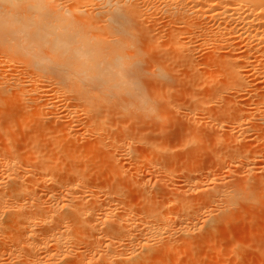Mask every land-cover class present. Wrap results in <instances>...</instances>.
I'll list each match as a JSON object with an SVG mask.
<instances>
[{"label":"bare ground","instance_id":"bare-ground-1","mask_svg":"<svg viewBox=\"0 0 264 264\" xmlns=\"http://www.w3.org/2000/svg\"><path fill=\"white\" fill-rule=\"evenodd\" d=\"M207 44L211 45V49L207 47L210 52L206 54L205 51V54H203V46ZM201 67L206 68L203 69ZM199 68L203 71H199ZM256 68H260L264 72V0H0V114H5L4 117L1 115L0 122H3L4 126H6L5 129L2 128L3 130L1 129L0 131V264H167L170 261L171 264H187L188 262L186 263L185 261L187 255L185 254L187 250H190L192 238L194 240L199 239L193 236L201 237L202 231L207 230L208 232V229L211 230L212 222L215 219L219 222L224 220L217 218L221 213L218 211V207L212 204L214 202L211 200L214 199H211V197V200L204 198L206 197V191L204 192L205 196L202 195V198L205 199L204 201L207 200L209 202L210 200L212 202L210 205L217 207V217H214L216 213L214 212V207L213 212L210 210L214 216L208 211L214 217V220L212 216H207V208L203 206L206 203L208 206L209 203H204L201 196L198 195L199 198L196 196L198 191L202 192L205 190L206 186L203 189H201L202 187L199 188V185L201 186L204 181L194 188L188 185L189 188L192 187L195 190L198 188V191L196 190L193 196H196L197 199L201 198L204 203L202 205L203 209H200L201 207L198 208L199 206L197 207L202 202L198 200V204H196L197 201H192V196L189 194L191 197L190 201L187 199L189 198L188 195H184L187 196V198L184 197L187 201H183L184 199L181 197L184 192L179 199L182 202H187L185 203L186 205H183L181 200L177 201L176 197L178 198L186 184L182 188L175 186V188H178L176 192L178 193L179 191L178 196L175 195V198L164 201L165 196H161V193L162 195L166 193H164L165 184L168 182L162 183L163 187L157 185V189L155 183L158 184L156 182L158 179L153 183L155 189L144 185H142V188L147 187L149 192L151 189L155 190V192H150L151 194L153 193L152 195L156 194V190H161V193L158 192L160 197L157 196L158 194L151 196L146 190L151 200H147L148 197L145 198L144 202L140 203L142 204L141 206L138 204L140 201L136 202L139 205V209H136V206L132 204L133 201L131 204L135 206L134 208L130 207V202V206L126 201L123 205H117V202L114 203L116 196L123 194V189H119V186L106 188L107 190H103L100 186V188L93 187V181L102 174L100 169H96V163H93L94 160L91 161L89 158H93L96 154L93 153L91 156L92 152L100 149L104 156L97 163L101 161V165L103 164L101 167L103 168L104 166L110 167L111 165L104 164L111 163L113 165V173L118 174V177L123 173V179L121 177L117 179L119 183L120 180L123 182L127 178L124 176V171L128 167L124 166V163H126L124 159L126 158L128 161L136 158L133 166L135 169L130 168L128 170L132 169V172H134L133 170H137V172L144 170L146 166L149 167L150 156L151 158L154 156V159L152 158L153 161H159V159L164 158L167 163H170L171 160L176 158L177 147L180 151L183 149L181 148L182 146L188 145L191 147V141L200 140V138L202 140L203 138L200 135L201 137H198V139L191 140L193 132L190 131L191 128L187 127L186 123H189L196 131L199 124L203 122V116L209 114L208 110H206L208 109V102L222 101L220 104V109H222L225 103L222 98L224 94L228 93L226 92L227 90H235L238 93L241 90L239 88L243 86L247 90H254L256 85L258 86L260 83L254 77L259 74L257 79L260 80L262 76L260 69H258L260 71L256 70L259 73L253 72ZM252 73H255V75L252 76ZM263 79L260 80V84H262ZM154 85H159L160 88L152 90V88L155 89ZM183 85L189 86L191 91L194 89L203 91L205 93V95L201 94L203 97L207 93V97L203 98L199 104H193L194 102L189 97L192 103H190V106H186L189 108L185 113H182V108L180 107L185 97L182 99L183 101L181 100V104L178 102L180 100L176 103L175 100L172 101L178 92L179 94L183 93L180 92L184 90ZM150 86L152 87L151 89H149ZM179 86H181L182 90L177 92ZM222 87L225 91L222 90ZM211 88L213 91L210 96L209 89L211 90ZM245 88H242V90H245ZM261 89L264 88L261 87ZM236 93L235 95H237ZM252 94L246 95L249 96L248 100L253 102H255L257 97L256 105H254V108H250L251 110L244 111L248 113V117L251 116L252 120L254 118L252 123L257 120L254 124L259 127L253 131L263 134L262 130L264 128H261V130L260 126L264 125V95L261 96L259 94L255 97L254 93ZM240 95L241 92L237 96L238 99L234 96L233 98L239 101L241 99ZM228 96L231 98L230 95ZM252 96L255 97H253L254 100L253 98L252 100L250 99ZM233 98L231 99L233 100ZM244 101L243 103L245 104L246 102ZM183 105H186L185 101ZM230 105L228 102L229 108L227 106V111L233 110L234 105L233 107ZM177 106L181 109H177ZM175 107L176 110L181 111L183 117H186L185 120L187 121L186 123L184 122L186 126L182 127L187 128L186 132H188L187 136L189 137L186 138L185 136L184 138V136H179L178 134V137L182 139L178 143L175 142L177 145L174 146L176 147H172L170 138L177 131L174 133L175 126L172 130L167 125L170 122L168 120L169 116L167 118V109L171 108L170 110L173 112ZM235 107L237 108V106ZM58 108H60L59 111L56 110ZM176 110L174 111L176 112L175 115L180 113V111ZM204 110L208 113L204 112ZM228 113L230 112L226 114ZM241 114L243 115L244 113L241 112ZM23 115H25L24 119ZM200 115L203 116L200 117ZM209 115L210 119L211 116ZM223 115L221 116L220 114L222 120L224 117L226 118V115ZM233 115L238 118L240 113ZM220 116V121L214 120L213 118L215 117H213L211 118V120L213 119L212 122L216 121L215 123L221 124ZM246 116L245 118H247ZM20 117L22 118L19 119ZM208 117L206 118L205 116L206 119L204 118V121L208 120ZM239 117L240 121L244 119L241 116ZM31 118L33 121L29 124H32V126L24 122L27 121L28 123ZM179 118L181 117L177 119ZM235 118L232 121V128L228 127V133L224 128L227 134L224 136L214 134L215 140L213 143L209 142L217 148L223 146L224 150L222 148L218 150L226 151L224 154L222 152L226 159H230L231 151L233 152L234 149H237L238 153H244L241 156H239L241 154L239 153V162L242 164V168L243 165L251 167V164L256 163L258 158L250 157L251 154L247 157L248 155L245 154L249 150L251 152L253 147L248 146V144L245 147L243 144L244 142L242 141L247 140L246 137L248 136H245L244 139L238 127H246V123L243 126L242 121L240 126L238 124L235 125ZM251 118H247L246 122L249 121L247 129L240 127L243 131L244 129L254 128V125L250 126L252 124L250 122ZM177 119L175 118L176 122ZM21 120H24L23 122L28 125V127L25 125L27 129L32 127L31 130L33 129L32 131L35 133L39 130V127L43 128L37 133L40 134L42 131V135L40 134L42 137L44 135L46 137L51 136L47 140V142L51 140V144L46 143L49 146L45 145L46 147H43L45 144V141H43V146L39 145L42 141L40 142L39 140L38 143L35 140L37 139L36 135L39 136L36 133V138L32 135L35 139L32 142L31 140L28 142L30 144H27V148H18L15 145L16 143L14 142V144L11 141L16 137L15 134L13 135L12 130L18 127V123L24 127ZM211 120H209L210 127L216 128V124L212 126ZM228 121L226 123H229ZM172 122L173 125L174 123L176 125L179 123L174 122V120ZM169 124L171 125V123ZM7 125L9 126L7 127ZM26 127H24V130H26ZM51 127L54 128L52 130L55 131L54 133L51 131ZM204 127L205 129L210 128L208 125ZM204 127L202 129L205 131ZM35 128L36 130H34ZM222 128L223 126L220 130ZM234 128L236 129L235 131ZM46 130L47 132L51 131L50 133L53 134L47 136ZM220 130H217V133ZM246 130L245 134H243L249 135V133L246 134L248 132ZM195 131L194 134L198 133H195ZM221 132L223 131H220V134ZM234 132L236 135H234ZM208 133L204 134L209 136ZM257 133L255 132L254 135ZM189 134L192 135L190 136ZM259 134H257V137H259ZM196 135L199 136V134ZM238 137L242 139V141L240 139L242 143H240ZM19 138L17 137L15 140L20 142ZM60 138L64 139L60 141ZM205 139L203 142L206 141ZM80 140H83L88 146L87 142L91 143L90 149L88 148L90 154L87 152L91 157L86 156V152L85 155L83 154L85 148L82 151L83 153L80 152V148L86 146L82 147V141L80 142ZM18 142L17 144H19ZM190 142L191 146L189 145ZM263 143L264 141H262ZM207 145L209 146V144ZM23 146L25 145L23 144ZM79 146L81 147L78 148ZM197 146L200 147L199 143ZM171 147L176 148L174 153L172 151L169 152ZM20 149L23 150L20 151ZM135 149L139 150L138 153L135 152ZM179 151L178 153H181L182 150ZM158 152H163L164 155L156 158L155 155L157 156ZM193 152L195 153V151ZM98 153L100 154V152ZM188 154L186 156H190L189 151ZM256 154L253 155L252 153V156H256ZM191 156L194 155L191 154ZM197 158H193L196 159V162L192 164L189 160L191 158L188 157V162L191 165H183L185 168H180L181 170L179 169L180 171H178V174L180 172V174H185H183L184 177L187 176L188 180L186 179L187 181H185L187 184L190 181L189 179L195 178L196 174L194 175V171H197L198 164L204 160L201 159L200 161ZM133 160L131 161L132 164ZM164 160L159 162L163 164L165 163ZM128 161L127 163H129ZM158 161L157 164L154 161V164L158 165ZM185 161L183 163L187 164V161ZM206 162H208V158ZM231 163L233 164L234 161ZM259 163L261 162L259 161ZM259 166H253L254 168L247 167V169L243 170L252 172L251 169L255 170L257 168L258 171L256 169L255 174L256 172L257 174H262L261 181H258L261 182L260 185L262 184L263 186H261L264 188V165ZM169 167L163 168H166L168 172V170L171 171ZM157 168L159 167L154 169L156 170ZM162 171L158 173L161 175L162 173H167L164 169ZM173 171L176 173L175 170ZM173 171H171V174L170 172L165 174V176L169 174L173 176ZM151 172L154 173L155 171ZM201 173L203 175V172ZM250 174L249 177L247 176L248 174L246 177L243 174L245 179L248 178L246 180L242 178L243 180L240 182L244 180L249 182L254 177L252 173ZM110 176L111 174L109 179L114 178H110ZM209 177L207 178L208 180H210ZM100 178L102 179V177ZM137 178L135 177V179ZM107 179H105L106 183ZM238 179H235V182ZM253 179V182H255L259 177L257 179L254 177ZM159 180L161 179L159 178ZM96 181L99 180L97 179ZM133 181L135 182V180ZM214 181L212 180L211 182ZM105 182L104 184H106ZM139 182L137 181V186L140 189L141 184ZM195 182L194 184L197 183ZM246 182L242 183L243 186L244 183L248 186ZM253 182H249V186ZM255 183L258 184L257 181ZM194 184L192 185L194 186ZM235 184H232L233 187H230L231 189H226V186H224L226 189L224 191L222 190L223 187L221 189V186L217 187V184L216 187L220 189L214 186L215 190H213L210 187V190L216 191L217 189L218 191L212 192V194H220L219 199L223 202V209H227L224 211L226 214L229 209L231 211L229 207H237V204L234 205L237 200L246 198L249 201H253V199H256V196L254 197L257 193L256 191L254 193L253 189L248 190L246 186H244L245 188L241 187V183V186L237 184L234 186ZM228 185L227 187H229ZM134 186L136 187V185ZM259 186L255 184L254 187L259 188ZM126 187L125 190L130 189L132 192V186L129 189ZM166 187L171 189L169 186ZM237 187H241L239 190L242 188L247 189L245 195L244 191L242 192L243 194L237 192L235 190L238 189ZM168 188L166 191L169 190ZM210 190L207 189L208 195L211 193ZM101 191L107 192L103 194ZM142 191L144 192L145 189ZM189 191L192 194L191 190ZM99 192L105 196H101L102 198L100 197L99 199ZM185 192L187 193L188 191ZM200 192L198 193L200 194ZM240 194L243 195V198L242 196L240 197ZM169 196L171 197L172 193ZM139 199L143 201V197ZM215 199L217 200V197ZM241 201H237V203L241 204ZM123 202L124 198L121 203ZM215 203L218 204L217 202ZM179 206L183 212L179 209L176 210ZM182 206L190 210V213H187ZM240 208L238 209L242 212ZM242 208L244 209V206ZM197 209H205L206 214L203 213L204 211H200L203 213L202 216L205 217H201L203 218L202 220L198 219L199 221L201 220L199 225L194 223L195 221L196 223L198 222L194 220L195 218L197 219L195 214L200 215ZM177 211L182 212V215L185 211L186 214H184L187 216H185L184 222L187 221V225H179L180 220L183 218H179L178 224L176 219L178 217V215L176 216ZM234 211L236 212L237 208ZM178 214L181 213L178 212ZM182 215L180 216L184 217ZM215 221L216 226L218 222L216 221V223ZM184 222L181 221V223ZM175 223L179 226H174L177 225ZM194 229L200 231L199 235H196L198 231H196L197 233L195 232L196 234L193 233ZM176 232H179V234L180 232L183 233L185 237L182 234V238L187 236L188 238L183 240L188 239V242L183 241L181 243H185L184 245L175 246L179 244L175 242L176 244L174 245V241H179L177 239L179 234ZM175 234L178 236H175ZM203 235L202 239L204 238L203 240H205ZM181 239L180 241H182ZM201 254L203 255L204 253ZM199 256L197 255V258ZM193 257L195 260L197 259L194 255H192ZM214 260L216 262V259ZM190 262L195 264L192 260ZM190 262L189 264H191ZM196 263L198 262L196 261Z\"/></svg>","mask_w":264,"mask_h":264},{"label":"rangeland","instance_id":"rangeland-1","mask_svg":"<svg viewBox=\"0 0 264 264\" xmlns=\"http://www.w3.org/2000/svg\"><path fill=\"white\" fill-rule=\"evenodd\" d=\"M164 33H165V32H164ZM210 46H211V45H210ZM210 46H209L208 44H207V45H204V46H203L202 53H203V54H205V53H206V54L209 53L210 51H208V49H211ZM207 47H208V49H207ZM204 48H206V49H204ZM205 51H206V52H205ZM204 52H205V53H204ZM201 68H203V67H201ZM201 68H199V71H203ZM205 68H206V67H204L203 69H205ZM258 69H260V68H258ZM258 69H257V68L254 69L253 72H257V73H259L258 71H260L261 69H260V70H258ZM256 70H258V71H256ZM262 71H263V70L260 71V74L262 73V76L260 75V76H261V79H260V80H262V79L264 78V77H263V73H264V72H262ZM182 74H183V73H182ZM254 75H255V73H252V76H254ZM258 76H259V74H258ZM258 76H257V74H256V77H254V78H255L256 80H258V81L261 83V81H260L259 79H257ZM259 78H260V77H259ZM221 81H223V80H221ZM219 82H220V81H219ZM259 82H258V83H259ZM263 82H264V79H263ZM263 82H262V84L259 83L258 86L256 85V87H255V89H254L255 91L252 90L253 92H252L251 90H247V89L245 88V86L240 87L239 90H240V89H241V90H240L238 93H236L237 91H235V90H230V91L227 90L226 92H228V93L224 92V93H226V94H224V93H223V94H224V95H227V96H224V95H223V98H222V99L224 100V102H225V103L223 102V103H224L223 106H224V107L226 106L225 108L222 106V109H223V110L220 109V108H221L220 104H221L222 101H221V102H220V101H217V102H213V101L208 102V104H207L208 109H206V110H208L209 114H210V113H211V114H210V115H209V114H207V115H204V114H203L204 116H203V115H200V117L203 116V117L205 118V116H206V118H207L208 115L211 116V117H210V119H209V117H208V120H206V121H204L206 118H205V119L202 118V121H203L204 123L202 122L201 124H199V127H198L199 129L197 128L199 131L196 129L197 126L195 127V129H196V131H195V130L193 129L194 127L192 128V127L190 126L189 123H186V121H187V120H185L186 117H185V116L183 117V116H182V115H183L182 113H185V112H186V110L189 108V107H186V106H190V103L194 102L193 104H199L203 98H206V97H207V93H206V96L203 97V95L201 96V94H204V95H205V93H204L203 91H201V90H198V91H199V92H198L197 90H195V89L193 90V89H192L193 91H191L189 86H188V87H189V89H188V87H186V86L183 85V89H184V90H183V91H180V90H182V88H180L181 86H179L177 92L180 91V92H183V93H180V94H181V95H180L179 92H178L177 95H176L175 97H173V100H172V101L175 100V103H176L178 100H180V101H178V102L180 103L181 100L185 97V98H184V101H185V104H186V105H185V106L183 105V104H184V101L182 100V101H183L182 104L180 103V104H181L180 107H181L182 109H181L180 107L178 108V106H177V109H181V110H182V113H181L180 110H176V107H175V110L178 111V112L180 111V113H181V114H180V113H177L178 117H181V118L183 117V118H182L183 120H182L181 118L177 119L178 117H177V115H175V114H176V112H174L175 110H173V112H172V110H170L171 108H170V109H167V112H168L167 118H168V116H169L168 120L170 121L169 123H171V125H170L169 123H167V125H168V127L171 128L172 130H173L174 126H175V128H174L175 130H173V131H174V133H176V131H177V133H176L172 138H170V141H172V144H171V145H172V147H173L174 145H177L175 142L178 143L179 140L182 139V138L178 137V134H179V136H180V135H181V136H184V138H185V136H186V138L189 137V136H187V135H188V132H186V131H187V128H186V127H184V128L182 127V126L185 125V123H186L187 127L191 128L190 131L193 132V135H192V134H189L190 136H191V135L193 136V137H191L190 139H191V140H194V139H196V138L198 139V137H201V136H202V137H203L202 140H201V138H200L201 142H200L199 139L196 140L197 142H196V141H191V142H192V146H194V145H195V146L192 147V146H191V142H190L189 145H190L191 147H189L188 145H185V146H188V147L182 146L181 148H183V149H181L182 151L180 150L181 153H178V151H179V150H178V149H179L178 147H177V151H176V148H172V147H171V150H170L169 152L172 151V152L174 153V152L176 151V158H174V160H171L170 163H167V162H166L167 160L165 159V160H166V161H165L164 158L161 159V160L159 159V161H162V162H163V160L165 161V163H163L164 165H163L161 162H159L158 160H154V161H156V162H155L156 164H157V161H158V165H161V166H158V165L154 164V161L152 160V158H153L154 156H152V158H151V156H150V160L153 161V162L150 161V162H149L150 165L148 164L149 167H147V166L145 167V169H146L147 171H146L145 169H144V170H139L140 172H139V171L137 172V170H136V171L133 170L134 172H132V169H131L130 171H128L130 168H134V169H135V167H133V166H134V164H135L134 161H135L136 158H135V159L133 158L134 160L132 159V160H133V164L131 163L132 160L128 161L127 158L124 159V160L126 161V163H127V161L129 162V163H127V165H126V163H124V166H126V167L128 166L127 169H126V167H124V168L127 170V172H126V170L124 169V170H125V171H124V176H125V178L127 177V178H126L127 180H126V179H125V180L128 181V182H126L125 180L122 182V180H120V183L118 182L119 180H117V179H120V177H121V179H123V178H122V177H123V173H122V175H121L120 177H118V174L113 173L114 170H113V165H112L111 163L104 164V165H111L110 167H107V166H104V168L101 167V166L103 165V164L101 165L102 162L100 161L99 163H97V161L102 160V158H103L104 155H103V153H102V151H101L100 149H99L100 151L95 149L96 151L92 152V153H91V156L93 155V153H94V154L96 153V154L94 155L93 158H89V159H90L91 161L94 160L93 163H94V164L96 163V164H95V166L97 167L96 169H98V170L100 169V170H101L100 173H101L102 175H105V174H106V175H105V176L99 175V177L97 178L99 181H96L97 179L94 180L93 183H92V184H93V187L96 186V187L98 188V187L100 186V187L103 188V190H107L108 188H111V187L114 188V187H116V186H117V187L119 186V187H118L119 189H120V188L123 189V192H122L123 194H121V195H117V196H116V201H115L114 203L117 202V205H121V204L123 205V204L126 203V202H127V204H129V202H130V204H131V202L133 201L132 204H134L136 207H135L134 205H132V204H131V206H130V204H129V206H130L131 208H134V207H135L136 209H139L138 206H139V205H140V206L142 205V204H140V203H141V202L143 203L145 198L148 197L147 200H151V199L149 198L150 195H148V194H149L151 191H153V189H151V191L149 192V190L147 189L148 186H149L150 188H154V189H155V185H156V187H157V189H158V186H159V185H160L161 187H163L164 185L162 186L161 184H162V183L165 184L166 182H168L167 184H165V190H164V193H165V192H166V193H165V194L163 193L164 195H162V193H161L162 191H161V190H156V194H158V192L161 193V196H165V198L163 197V198H164V201H167V199L169 200V199L175 198L174 196L177 195V194H179V191H178V193L176 192V190H178V188H175V186H176V187H181V188H182V187L186 184L187 187L184 186V188H183L184 191L182 190V192H180L181 194H180L179 196L177 195V196H178V198L176 197L177 201H180V200H181V199H179V198L182 196V194H183V192H184L183 196L181 197V198L184 199L183 201H187V200L184 198V197L187 198V196H184V195H188V194H189V195L192 196V199H191V200H192V201H195V202L197 201L196 204H198V200H199L200 202H202L201 198H202L203 196H205V194H206V197H204V198H206V199H210V197H211V199H214V200H211V199H210V200H211L212 202H214V203H212L210 200H209V202H208L207 200L204 201L205 199L202 198L203 201H204V203L208 202L209 205L207 206V203H206L205 205H203L204 203L202 202V203H200L201 205L198 204L197 207L199 206L198 208L201 207L200 209H203V206H205V208H207V209H206V211H207V212H206V213H207V216H210V217L212 216L211 214H213V213L210 212V210H211L212 212L215 210L214 212H216V211H217L216 208L218 207V211H219L222 215L218 212V213L221 215V216H220V215H218L217 212H216V213H215V216H214V214H213V216H214V217H217V215H218L219 217H217V218H219V220H220L221 218L224 219V220L221 219L222 221H220V222H219L218 220L215 219V220L218 222V223H217V222L214 220V217L212 216L213 220L217 223L216 226H215L214 221L212 222L213 225H211V230L213 229V231L211 232V230L208 229V232H209V233L207 232V230L202 231V233H203L204 235L201 233V234L203 235V237H205V240L208 239V240L206 241L207 243L205 242V240H203L204 238L202 239V235H200L201 237H199V236H198V237H197V236H193L194 238H199V239L194 240V239L192 238V241H191V247H190V245H189V247H190V250H191L192 245L194 246V247L192 248V250H191V251H193V252H191L190 250H187V251H186V254H185V255H187V257H186L187 259H186V260L184 259V260L186 261V263L188 262L187 264H189V262L192 260V261L195 262V264H201V261H202V259L204 258L203 261H202V264H207V263L210 264V262H211V264H215V263H216V264H219V263H220V264H226V263H227V264H264V197H263V196H264V188L262 187V186H263L262 184H261L262 186L260 185V183H261L260 181H261V178H262L261 175H262V174H261V175H260V174H257V172H256V174H255V170H256L257 168H255V170H254V169H253V170L251 169L252 172H248V170H245L247 173L243 170V169H245V168L247 169L248 166L246 167V165H245V166L243 165V168H242V166H241L242 164L239 162V158H238V157L241 156V155L244 154V153L239 152V153H241V154L239 155V153L237 152V149H234V150H235V152H237L238 154L235 153L234 150L232 149L233 152L231 151V155H232L233 157L230 155V159H226L225 155H223L224 152H226V151H223L225 148L223 149V146H222L221 148H222L223 150H220V151H221V152H220L218 149H221V148H217V147H215L213 144L210 143V142L213 143V141L215 140V136H214V134L217 135V136H218V135H223V136H224L225 134L228 133L227 130H229L230 127L232 128V123H233L232 121H233V119L235 118V116H234L233 114L236 115V114H239V113H240V115H238V118L240 119L239 116H241V118H244V119H241V121H240L238 118H235V122H234V124H235V125L238 124V126H240V125H241L240 122L243 121L242 124H243V126H244V123H246V124H245L246 127H245V126H244V127L240 126V127H242V128H246V129H247V125H248L247 123H249V121H248V122H246V121L249 119V117L251 118V116L248 117V115H247L248 113H247L246 111L249 110L250 108H254V107H255L254 105H256L255 102L257 101V97H256V95H257V96H258L259 94H260L261 96L264 95V89H261V87L264 88V85H263L264 83H263ZM256 83H257V82H256ZM256 83H255V84H256ZM259 86H260V87H259ZM153 87H154L155 89H153L151 86L149 87V89L152 88V90H156V89L160 88L159 85H154ZM184 87H185V88H184ZM223 87H224V86H223ZM223 87H222V90H223ZM186 88H187V89H186ZM212 88H213V87H212ZM212 88H211V90L209 89V94H210V96H211L212 91H213ZM242 88H245V90H244V89L242 90ZM196 89H197V88H196ZM257 89H258V90H257ZM259 89H260V90H259ZM186 91H187V92H186ZM200 91H201V92H200ZM223 91H225V90H223ZM242 91H245V92L247 91V92L245 93V92H242ZM249 91H251L252 93H254V96H255L256 98H255L254 96H252L250 99L252 100V98L254 97V98L256 99L255 102L248 100V99H249V98H248L249 96H247V95H248L249 93H250V95L252 94V93L249 92ZM190 92H191V93H190ZM194 92H195V93H194ZM234 92H235L237 95H235ZM240 92H241V95H240V98H241V99L239 98L240 100L238 101V100H237V99H238L237 96H238V94H239ZM231 93H232V94H231ZM233 93H234V94H233ZM244 94H245V95H244ZM246 94H247V95H246ZM178 95H180V96H178ZM185 95H186V96H185ZM228 95H230L231 98H233V96H234L235 98L237 97V99L233 98V100H232ZM252 95H253V94H252ZM199 96H200V97H199ZM241 96H242V97H241ZM243 96H244V98L246 99L245 101H244ZM178 97H179V98H178ZM189 97H191L190 99L192 100V102H191V100L189 99ZM212 97H213V95H212ZM224 97H225V99H224ZM176 98H177V100H176ZM187 98H188V99H187ZM195 98H196V99H195ZM200 98H201V99H200ZM229 98L232 100V102H231V100H230ZM254 98H253V100H254ZM197 99H198V100H197ZM199 99H200V101H199ZM208 99H209V98H208ZM228 99H229L230 101H229ZM263 99H264V98H263ZM189 100H190V101H189ZM234 100H235V101H234ZM241 100H242V101H241ZM186 101H187V102H186ZM188 101H189V102H188ZM196 101H197V102H196ZM198 101H199V102H198ZM233 101H234V102H233ZM243 101L246 102V103L244 104ZM228 102L231 104V105H230L231 107H233V105H234V107L237 106L238 109H237L236 107H235V109H234V107H233V110H234V111H233L232 109H231V111H227V110H228V109H227ZM238 102H239V104H240L241 106H243V107H241V106L238 104ZM179 103H178V105H179ZM211 103H212V104H211ZM215 103H216V104H215ZM218 103H219V104H218ZM232 103H233V104H232ZM235 103H236V104H235ZM242 103H243V104H242ZM188 104H189V105H188ZM247 104H249V105H247ZM176 105H177V104H176ZM218 105H219V106H218ZM252 105H253V106H252ZM247 106H248V107H247ZM192 107H193V105H192ZM207 107H206V108H207ZM231 107H230V108H231ZM239 107H240L242 110H241ZM244 107H245V109H244ZM184 108H185V109H184ZM228 108H229V106H228ZM172 109H174V108H172ZM218 109H219V110H218ZM263 109H264V108H263ZM56 110L59 111L60 108H58V109H56ZM206 110H204V112H207ZM220 110H222V111H220ZM240 110H241V111H240ZM244 110H246V111H244ZM250 110H251V109H250ZM165 112H166V111H165ZM170 112H171V113H170ZM208 112H207V113H208ZM227 112H230L231 114H232V112H233V114H232V115H231L230 113L226 114ZM241 112L244 113V114L242 115ZM263 113H264V111H263ZM220 114H221V116H222L223 114H225V115H226V118H225V117H224V118L222 117V118H223V120H222ZM1 115H2V114H0V119H1ZM173 115H174V116H173ZM179 115H181V116H179ZM246 115H247V116H246ZM260 115H262V114H260ZM4 116H5V114L2 115V117H4ZM27 116H29V115H27ZM217 116H218V119H217ZM219 116H220V119H221V122H222L221 124H222V125H221V124H217V123H215L216 121H215V122H212L213 119H214V120L216 119V120L220 121V120H219ZM223 116H224V115H223ZM245 116H246L248 119L245 118ZM263 116H264V115H263ZM263 116H262V117H263ZM22 117H23V119H24V118H25V115H23ZM22 117H20L19 119H21ZM174 117L177 119V122H179V123L177 124L178 126H177L175 123H174V125H173V122H172V121L174 120V122H176V120H175ZM213 117H215V118H213ZM236 117H237V116H236ZM28 118H29V117H28ZM28 118H27V119H28ZM173 118H174V119H173ZM211 118H213V119L211 120ZM231 118H232V119H231ZM180 119H181L182 121H181ZM237 119H238L239 121H238ZM168 120H167V121H168ZM209 120H211L212 126H213L214 124H216V126L214 125L216 128L210 127V124H209L210 121H209ZM227 120H229V121H228L229 123H226ZM250 120H251L250 122L252 123V121L254 120V118H253V120H252V118H251ZM21 121L23 122L24 120H21ZM21 121H20V122H21ZM31 121H33L32 118L30 119V121H29L28 123H27V121H24V122H26V124L32 126V124H29ZM237 121H238L239 123H238ZM255 121H257V120H255ZM255 121H254V123H255ZM24 122H23L24 127H26V126L28 127V125H26ZM177 122H176V123H177ZM182 122H183V124L181 125ZM184 122H185V123H184ZM205 122H208V123L205 124ZM236 122H237V123H236ZM32 123H33V122H32ZM218 123H220V122H218ZM224 123H226V124L224 125ZM254 123H252L251 125L249 124V125H250V126L254 125V128H255V126H256L255 129L252 127V129L248 128V130L244 129V131H243L242 128L238 127V128L240 129V131H239V129H238V131L241 132V134L244 136V139H245V136H248V137H246L247 140H244L243 137L240 135L241 138H242L244 141H242V139L239 138L240 136L238 137L239 141H240V139H241V141L244 142L243 144L245 145V147H246L247 144H248V146L250 145V147H253L252 150H253V149L255 150V151H254V150H253V151L251 150V152L253 153V155H255V153H257L256 156H252V153H251L250 150H249L248 153H245V154L248 155L247 157H249V156H250L249 154H251L250 157H253V158L256 157V158L259 159V160L257 159L256 163L254 162L253 164H251L252 166H251V167H248V168H252L253 166L258 167L260 164H261L260 166H262V164L264 165V163H263V162H264V150H263V149H264V143L262 144V141H264V138H263V137H264V130L261 129V128H264V125L262 124V126H260V129L263 131V134H259V132L257 133V131H253V130L258 129V127H259L258 125H255ZM0 124H1V127H0V131H1V129H2V128L5 129L6 126H4L3 122H0ZM7 124H8V123H7ZM23 124H22V125H23ZM179 124H180V125H179ZM202 124H203L204 126H207V125H208L211 129H210V128H206V129H208V130H206L205 127H204ZM5 125H6V123H5ZM9 125H11V124H9ZM9 125H7V127H8ZM25 125H26V126H25ZM172 125H173V127H171ZM186 125H185V126H186ZM218 125H219V126L221 125V126H220V129H221V127L223 126L222 130L219 129V126H218ZM226 125H227V126H226ZM235 125H233V127H234ZM15 126H16V125H15ZM176 126H177V127H176ZM201 126H202V127H201ZM217 126H218V127H217ZM225 126H226V127H225ZM18 127H19V128H18ZM18 127H17L18 130H17V128H14L15 130L13 129V130H12V133H13V135H14V134L16 135L15 139H17V137H18V138L20 137V138H19L20 140L18 139L20 142L16 141L15 139H14V140H11L13 143H14V142L16 143V144H15V143H14V144H15L18 148H23V149H24V147L27 148L26 146H27L28 142H29L30 140H31V142H32L33 139H35L36 137H37V139H35V140H36L38 143H39V140H40V142L42 141L41 143H39V145L41 144V145L43 146V144L45 143L43 147H46L45 145H48V144L50 145V144H51V140L49 141L50 143L47 142V140L50 139L51 136H49V137H50V138H49V137H46V135H44V134H46L47 130H46V132H44V134H43L44 136L42 137V136H41V135H42V131L40 132L41 135L37 133V132L40 131V129H41V130L43 129V128L39 127V128H38L39 130H37V132H36L39 136L36 135V137H35V134H36V133H35L34 131H32L33 129L31 130L32 127H30L29 129H27V127H26V130H24L25 128H24L23 126H21L20 123H18ZM22 127H23V128H22ZM148 127H149V126H148ZM151 127H152V126H151ZM178 127H181V128H178ZM200 127H201V129L204 127V129H205L206 132H205L203 129H202V130H203V131H202V130L200 129ZM228 127H229V128H228ZM12 128H13V127H12ZM51 128H52V129H51ZM51 128H49V129H51V131L54 130L53 127H51ZM176 128H178L179 131H178V129H176ZM185 128H186V130H185ZM224 128H225V130H226L227 133L225 132ZM235 128L237 129L236 126H235ZM235 128H234V131L236 130ZM3 129H2V130H3ZM19 129H20V130H19ZM56 129H57V128H56ZM56 129H55V130H56ZM180 129H181V130H180ZM192 129H193V130H192ZM209 129H210V130H209ZM216 129H217V130H220V131H223L224 134H223V132H221V134H220V131L217 133V130H216ZM249 129H250V130H249ZM34 130H36V128H35ZM200 130H201L202 132H201ZM212 130H213V131H212ZM214 130H215V132H214ZM241 130H242V131H241ZM245 130H246V132L248 131L246 134L249 133V135H244V134H245ZM16 131H17V132H16ZM43 131H44V130H43ZM51 131H48V132H47V133H48L47 136H48L49 134L51 135V134H53V133L55 132V131H52L53 133H50ZM190 131H189V133H190ZM194 131H195V133L198 132V133H196V134H199V136L196 135V134H194ZM250 131H251V132H250ZM262 131H260V132L262 133ZM27 132L30 134L31 137H32V135H33L35 138L32 137V139H31V137L29 136V134H28ZM30 132H32V133H34V134H31ZM180 132H181V134H180ZM184 132H185V133H184ZM200 132L203 133V134H201ZM208 132H209V133H208ZM255 132H256L257 134H259V135H258L259 137H257V134L254 135ZM24 133H25V134H24ZM204 133H208L209 136H210V138H209V136H208L207 134H204ZM211 133H212V135H211ZM234 133H235V132H234ZM243 133H244V134H243ZM183 134H184V135H183ZM239 134H240V133H239ZM19 135H20V136H19ZM176 135H177V136H176ZM195 135H196V137H195ZM200 135H201V136H200ZM204 135H205V137H204ZM234 135H236V133H235ZM253 135H254V136H253ZM52 136H53V135H52ZM217 136H216V137H217ZM255 136H256V138H255ZM40 137H41V138H40ZM175 137H176V138H175ZM207 137H208V139H207ZM211 137H212L213 139H212ZM261 137H262L263 139H262ZM38 138H39V139H38ZM46 138H47V139H46ZM204 138H206V139H205L206 141L208 140V141H207L208 143H207L206 141H205L206 143L203 142ZM254 138H255V141H254ZM257 138H259V139L256 140ZM41 139H42V140H41ZM63 139H64V138H62V139L60 138V141L63 140ZM188 139H189V138H188ZM210 139H212V140H210ZM26 140H27V141H26ZM58 140H59V139H58ZM83 140H84V139H83ZM83 140H80V142L82 141V143H81V146H82V147H83L84 145H86V144L84 143L85 140H84V141H83ZM21 141H22V142H21ZM25 141H26L27 143H26ZM43 141H45V142L43 143ZM56 141H57V140H56ZM209 141H210V142H209ZM241 141H240V143H242ZM248 141H249V142H248ZM257 141L261 142V144H259V142H257ZM17 142H18L19 144H17ZM23 142H24V143H23ZM173 142H174L175 144H174ZM202 142H203V143H202ZM245 142H246V143H245ZM251 142H252V143H251ZM253 142H254V143H253ZM46 143H48V144H46ZM87 143L89 144V146L86 145V146H84L83 148H80L81 146H79L78 148H80V152H82V151L84 150V148H85L84 153H83V152H82V153L85 155V152H86V156H89V154H90V153H89V149H90L89 147H91V146H90L91 143H90V142H87ZM198 143H199V146H200V147L197 146ZM200 143H201V145H200ZM257 143H258V144H257ZM23 144H24L25 146H23ZM29 144H30V143H29ZM29 144H28V145H29ZM79 144H80V143H79ZM169 144H170V143H169ZM193 144H194V145H193ZM196 144H197V145H196ZM207 144H209V146L211 145V147H209ZM243 144H240V145H243ZM252 144H254V145H252ZM20 145H21V146H20ZM49 145H48V146H49ZM171 145H169V146H171ZM257 145H258V146H257ZM260 145H261V147H259ZM262 145H263V146H262ZM48 146H47V147H48ZM87 146H88V147H87ZM174 147H176V146H174ZM212 147H213L215 150H214ZM218 147H220V146H218ZM241 147H242V146H241ZM262 147H263V148H262ZM86 148H87V149L89 148L88 151H87ZM192 148L195 149V150H193ZM196 148H197V149H196ZM200 148H201V149H200ZM256 148H257V149H256ZM258 148H259V149H258ZM23 149H22V150H23ZM47 149H48V148H47ZM72 149H73V148H72ZM74 149H75V148H74ZM81 149H82V150H81ZM172 149H174V150H172ZM186 149H187V150H186ZM199 149H200V150H199ZM249 149H251V148H249ZM22 150L20 149V151H22ZM78 150H79V149H78ZM135 150H136L135 152L138 153L139 150H138V149H135ZM185 150H186V151H185ZM197 150H198V151H197ZM238 150H239V149H238ZM259 150H260V151H259ZM262 150H263V151H262ZM97 151L100 152V154H99ZM180 151H179V152H180ZM188 151H189V153H190V156H186V155L188 154ZM192 151H195V153H194V152L192 153ZM240 151H241V148H240ZM242 151H243V150H242ZM257 151H258V152H257ZM87 152H88L89 154H87ZM183 152H184V154H185V158H184V154H183ZM199 152H200V153H199ZM212 152H213V153H212ZM222 152H223V154H222ZM159 153H160V152H158V154H159ZM161 153H162V154H161ZM161 153H160L161 155L159 154L160 156L157 154V156H159V157H157L156 155H155V157H156V158H160V157H162L164 154H163V152H161ZM196 153H197V154L199 153V154L197 155ZM201 153H202V154H201ZM220 153H221V154H220ZM234 153H235V154H234ZM261 153L263 154V156H262ZM97 154L99 155V157H98ZM155 154H156V153H155ZM170 154H171V153H170ZM180 154H181L182 156H181ZM191 154H193L194 156H195V154H196V156H195V157H194V156H191ZM218 154H220V155H218ZM236 154H237V155H236ZM171 155H172V154H171ZM188 155H189V154H188ZM203 155L205 156L204 158H203ZM215 155H216V156H215ZM238 155H239V156H238ZM91 156H89V157H91ZM101 156H102V157H101ZM174 156H175V155H174ZM178 157H179V158H178ZM180 157H181L182 160H183V159L186 160V161H187V164H186V163H183L184 160L182 161V160L180 159ZM188 157L191 158V159H189V160H190V163H192V164H194L193 162H196V159H193V158H197V157H198L197 160L200 159V161H201V159H204V160H202V162H201L202 165H201V163H199L200 165L198 164V169H197V171H194V175L196 174V175L194 176L195 178H191V179H189L190 181H192L193 179H195V180H197V181H196L197 183H196L195 180H194V181H192V182L188 181V184H187V183H185V181L188 180V179H187V176L184 177L185 174H184V173H181V174H180V172H179V174H178V171L181 170L180 168L184 169V168H185L184 166H185V165L187 166V165L189 164V162H188V161H189V160H188ZM224 157H225V160H224ZM231 157H232L233 159L236 157V159L233 160ZM262 157H263V159H262ZM99 158H100V159H99ZM207 158H208V162H206V161H207ZM95 159H96V161H95ZM153 159H154V158H153ZM237 159H238V161L236 162ZM192 160H193V161H192ZM212 160H213V161H212ZM222 160H223V161H222ZM231 160H232V161H231ZM122 161H123V160H122ZM125 161H123V162H125ZM168 161H169V160H168ZM180 161H181L182 164L179 163ZM186 161H185V162H186ZM211 161H212L213 163H212ZM215 161H216L217 163H216ZM233 161H234L233 164L235 165V168H234V165L231 163V162H233ZM259 161H260L261 163H259ZM171 162H173V163H171ZM174 162H175V163H174ZM235 162H236V163H235ZM159 163H160V164H159ZM166 163H167V165L165 166ZM214 163H215V164H214ZM258 163H259V164H258ZM131 164H132V165H131ZM153 164H154L155 166H154ZM168 164L171 165V166L169 167ZM173 164H174V165H173ZM180 164H181V165H180ZM207 164H208V165H207ZM216 164H217V165H216ZM229 164H230V166H229ZM238 164H240V165H238ZM254 164H255V165H254ZM130 165H131V166H130ZM162 165H163V167H167V168L169 167V169H171V171L175 170L176 173L173 171V172H174V173L172 174L173 176H171V175H170V174H171V171L167 169V170H168V172H167V171H166V168H163ZM176 165H177V166H176ZM183 165H184V166H183ZM189 165H191V164H189ZM215 165H216V166H215ZM227 165H228V166H227ZM129 166H130V167H129ZM152 166H154V167H152ZM206 166H208V167H206ZM218 166H220V167H218ZM260 166H259V167H260ZM98 167H99V168H98ZM100 167H101V168H100ZM105 167H106V168H105ZM156 167H159V168H157V169L155 170L154 168H156ZM161 167H162V170L164 169V171L167 172V173H165V174H168L169 172H170V174H169V175H166V176H165L164 173H162V175L159 174V173H161V171H162V170H161ZM171 167H172V168H171ZM177 167H178V169H176ZM238 167H239V168H238ZM102 168H103V169H102ZM253 168H254V167H253ZM111 169H112V170H111ZM148 169H149V170H148ZM179 169H180V170H179ZM186 169H187V168H186ZM200 169H201V170H200ZM228 169H229V170H228ZM262 169H263V168H262ZM157 170H160V171H157ZM102 171H103V172H102ZM151 171H153V172L155 171L156 174H154L155 172L152 173ZM182 171H184V170H182ZM199 171H200V172H199ZM238 171H239V172H238ZM242 171H243V172H242ZM253 171H254V172H253ZM256 171H258V169H257ZM125 172H126L127 174H126ZM150 172H151V173H150ZM158 172H159V173H158ZM162 172H163V171H162ZM195 172H196V173H195ZM201 172H203V175H202ZM204 172H205V173H204ZM131 173H132V174H131ZM135 173H139V174H135ZM143 173H144V174H143ZM207 173H208L209 175L206 176L205 174H207ZM240 173H241L242 175H241ZM250 173H252L256 179H257V177H259V179L255 180V182L257 181L258 184L255 183V182H253V181H254V179H253V178H254L253 175H252L253 178L250 177V178H252V179H251L252 181H251V180L249 181V182H253V184L251 183L252 186H251V185L249 186L250 183L245 181V180L249 177V174H250ZM260 173H262V172H260ZM110 174H111L110 178H111V177H114V178H115V176H116V178H115V179H114V178L109 179V175H110ZM112 174H113V175H112ZM129 174H131V175H129ZM133 174H134V175H133ZM183 174H184V175H183ZM200 174H201L202 176H201ZM243 174H244L245 177H246V175L248 174V175H247L248 177L245 179V177H243ZM127 175H128V176H127ZM132 175H133L134 179H133ZM139 175H140V176H139ZM152 175H154L155 177L152 176ZM178 175H179V176H178ZM180 175H181V176H180ZM199 175H200V176H199ZM250 175H251V174H250ZM138 176H139V177H138ZM142 176H143V177L145 176V177L143 178ZM150 176H151V178H150ZM157 176H158V177H157ZM167 176H168V177H167ZM170 176H171L173 179H172ZM182 176L184 177L185 180L183 179ZM203 176H205V177H203ZM209 176H210V177H209ZM239 176H240V177H239ZM100 177H102V179H101ZM103 177H104V178H103ZM105 177L108 178V179H107V183H108V184L105 182V181H106V180H105V179H106ZM131 177H132L133 180H135V182L131 179ZM135 177H136V178L138 177V178H137L138 180L135 179ZM141 177H142V178H141ZM152 177H153V178H152ZM163 177H164V178H163ZM166 177H167L168 179H167ZM169 177H170V179H169ZM196 177H197V178H196ZM198 177H199L200 180L198 179ZM200 177L202 178V180H201ZM208 177L210 178V180L207 179ZM139 178H140V180H141L140 182H139ZM146 178H148V179H146ZM159 178H160L161 180H159ZM188 178H190V177H188ZM211 178H214V179H211ZM238 178H241V179H238ZM242 178L245 179L243 182L248 183V186H249V187L247 186V184L244 183V186H246L248 190H249V189H251V190L253 189L254 193H255V191L257 192V193L254 195V197L256 196V199H255V200L253 199V201H249V200H247L246 198H243V195H242L243 193H242V192L244 191V195H245V192H246L247 189H243V188H242L243 190H242V189L239 190V188L244 187L243 184H242L243 182H240V181L243 180ZM130 179H131L133 182H132ZM157 179L159 180V182H161V181H163V180H164L165 182H161V183L159 184V182H158ZM162 179H163V180H162ZM165 179H166V180H165ZM186 179H187V180H186ZM205 179H206V180H205ZM216 179H217V180H216ZM235 179H238L239 182H238L237 180H236V182H235ZM102 180H103L106 184H104V182H103ZM108 180H111V181H108ZM116 180H117V181H116ZM156 180H157V181H156ZM167 180H170V181H167ZM175 180H176V181H175ZM198 180H199V181H198ZM212 180H213V181L215 180V181H214V182H211ZM219 180H220V182H218ZM227 180L229 181L228 183H227ZM258 180H260V181H258ZM95 181H96V182H95ZM112 181H113V182H112ZM137 181L141 184V185L139 184V185L141 186L140 189H139L138 186H137V185H138V184H137ZM143 181H144L145 183H144ZM149 181H150V183H148ZM153 181H154V182H153ZM155 181H156L158 184H156ZM202 181H204L205 183L202 182ZM223 181H224V182H223ZM109 182H110V185L112 184L111 186L109 185ZM111 182H112V183H111ZM114 182H115V184H114ZM116 182H117V183H116ZM194 182H195L196 184H194ZM201 182H202V184H201ZM221 182H222L223 184H222ZM100 183H101V184H100ZM142 183H144V184H142ZM153 183H155V185H154ZM171 183H172V184H171ZM175 183H176V184H175ZM211 183H212V185H211ZM215 183L217 184V187H218V186H219V187L221 186V187H220L221 189H222V187H223V189H222L223 191L226 190V189H231L230 187H233L232 184H235V183H236L238 186H241V184H242L241 187H239V188L237 187L238 189H235L237 192L242 193V194H240V197L242 196V198H243V199L240 198L242 201H241V200H237V201H239V202L241 201L242 203L239 204V202L237 203V201H236L234 205L237 204V205H236L237 207H234V208H233V207H229V208H231V211H232V212H231L230 209H229V211H227V214H226V212H224V211H226L227 209H225V210L223 209V206H224V205H223V202L220 201V199H219V198H220V196H219L220 194H219V193H218L219 195H215V193L212 194V192H216L217 189H220V188H217V187H216V184H215ZM226 183H227V184H226ZM240 183H241V184H240ZM254 183L256 184V186H259V185H260L261 187H260V186H259V188L254 187V186H255ZM131 184H133V185H131ZM147 184H148V185H147ZM173 184H175V185H173ZM192 184H194V186H193ZM198 184H201V186L199 185V188L202 187L201 189H203L205 186H206V188H207V186H209V188H207V189H209V190H210V187L213 188V190H215L214 186H215L217 189H216V191H212V190H210L211 193H209V195H208V194H207L208 191H207L206 188H204L205 190L202 191L203 193L200 192V191H198V190H197L198 188H197L196 190H197L198 192H200V194H201V195H200V194L197 192L196 196H197V197H198V195L201 196L200 199H197L196 196H193V195H194L193 193H196V190L193 189V188H194L195 186H198ZM214 184H215V185H214ZM225 184H226V185H225ZM228 184H230V185H232V186H230V185H228ZM236 184H235L234 186H236ZM97 185H98V186H97ZM102 185H103V186H102ZM104 185H105V186H104ZM134 185H136V187H135ZM142 185L147 186V187H146V188H145V187L142 188ZM150 185H151V186H150ZM157 185H158V186H157ZM172 185H173V186H172ZM188 185H189V186H192L193 188H192V187L189 188ZM202 185H203V186H202ZM227 185H228L229 187H227ZM107 186H108V187H107ZM109 186H110V187H109ZM126 186H128V187H126ZM131 186H132L133 188H135V189L131 188ZM140 186H139V187H140ZM152 186H154V187H152ZM166 186L171 187V189L168 188V187H166ZM224 186H226V189H225ZM91 187H92V186H91ZM100 187H99V188H100ZM125 187L128 188V189L131 188L132 192L130 191V189H129V190H127V189L125 190ZM172 187H173V189H175V190H173ZM106 188H107V189H106ZM167 188L169 189L168 191H166ZM186 188H187V189H186ZM244 188H245V187H244ZM260 188H261V189H260ZM262 188H263V189H262ZM136 189H137V191H136ZM143 189H145V191H144L145 193H146L147 191H148L149 193L147 192V193L145 194V193L142 191ZM159 189H160V187H159ZM162 189H164V188H162ZM188 189L191 190L192 194H190V191H189ZM124 190L127 191V192H125ZM133 190H134V191H133ZM146 190H147V191H146ZM193 190H195V191H193ZM199 190H200V189H199ZM261 190H263V191H261ZM174 191H175L176 194L174 193ZM185 191H188V192L186 193ZM205 191H206L207 193L204 194ZM220 191H221V190H220ZM220 191H219V192H220ZM101 192H103V191H101ZM105 192H107V191H105ZM105 192H103V194H104ZM128 192H129V193L131 192L132 194L130 193V194H131V195H130ZM137 192H138V193H137ZM153 192H155V190H154ZM217 192H218V191H217ZM250 192H252V191H250ZM99 193H100V192H99ZM99 193H98V194H99ZM127 193H128V195H127ZM133 193H134L135 195H134ZM170 193H172V196H173V197H172V196H171V197L169 196ZM220 193H221V192H220ZM254 193H253V194H254ZM98 194H97V195H98ZM100 194H102V193H100ZM100 194H99V195H100ZM103 194L100 195V196L98 195L99 199H100L101 196H102V197L105 196V195H103ZM144 194H145L146 196H145ZM150 194H151V193H150ZM152 194H153V193H152ZM152 194H151V196H155V195H156L155 193H154L155 195H152ZM166 194H167L168 196H167ZM211 194H212L213 196H212ZM216 194H217V193H216ZM260 194H261L262 196H261ZM126 195H127L128 197H127ZM132 195H133V196H132ZM147 195H148V196H147ZM189 195H188V196H189ZM202 195H203V196H202ZM125 196H126V197H125ZM129 196H130V198H129ZM131 196H132V198H131ZM157 196L160 197L159 194H158ZM98 197H97V198H98ZM102 197H101V198H102ZM140 197H141V198L143 197V201H141V199H139ZM193 197H195L197 200H196L195 198H194V199H195V200H194ZM215 197H217V200L215 199ZM262 197H263V199H262ZM121 198H122V199H121ZM123 198H124V202L121 203V202L123 201ZM128 198H129V199H128ZM137 198H138V199H137ZM190 198H191V197L189 196V198H187V199L189 200ZM198 198H199V197H198ZM252 198H253V197H252ZM120 199H121V201L119 202ZM126 199H127L128 201H127ZM131 199H132V200H131ZM165 199H166V200H165ZM244 200H245V201H244ZM251 200H252V199H251ZM125 201H126V202H125ZM138 201H140V202L138 203ZM189 201H190V200H189ZM192 201H191V202H192ZM243 201H244V202H243ZM246 201H249V202H246ZM136 202H137L139 205H138ZM195 202H194V203H195ZM215 202H217L220 206H219L218 204H216ZM118 203H119V204H118ZM181 203H183V205H186L185 203H187V202H182V200H181ZM181 203H180V204H181ZM210 203L216 205L217 207L214 206V205H212V204L210 205ZM127 204H125V205H127ZM188 204H189V203H188ZM188 204H187V205H188ZM181 205H182V204H181ZM202 205H203V206H202ZM234 205H233V206H234ZM239 205H240V206H239ZM241 205H242V207L244 206V209L241 207ZM115 206H116V204H115ZM129 206H128V207H129ZM209 206H210V207H209ZM117 207H118V206H117ZM137 207H138V208H137ZM179 207H180V206H179ZM179 207H178L176 210H178V209H179V210H182V208L180 207V208H181V209H180ZM182 207H183V206H182ZM185 207H188V206H185ZM213 207H214L215 209H214ZM219 207H220V208H219ZM240 207H241V208H240ZM183 208H184V207H183ZM209 208H210V209H209ZM211 208H212V209H211ZM221 208L223 209V211H222ZM236 208H237V211H236V212H235V211L233 212V210L236 209ZM238 208H240V209L242 210V212H241ZM136 209H135V210H136ZM184 209H186V208H184ZM200 209H197V210H199V212H198V211H197V212H198L200 215H197V213L195 214V216H197V219L195 218L194 220H197V221L199 222V223H198V222L196 223V221H195V222H194L195 225H196V224L199 225V224L201 223V220L203 219V218H201V217H205V216H202L203 213L205 214V209H204V210H200ZM213 209H214V210H213ZM219 209H221V210H219ZM238 210H239V211H238ZM185 211L188 213L190 210H187V209H186ZM185 211H184V213H185ZM200 211H201V212L204 211V212L201 213ZM208 211H209L211 214H210ZM221 211L224 213V215H223V213H222ZM178 212L181 213V214H178ZM182 212H183V210H182ZM182 212L177 211L176 216L178 215V217H177L176 219H177V222H178V224H179V218H180V219L183 218V219L180 220V224H179V225L182 224L183 226H185V225H187V224H186L187 221L184 222V221H185L184 219H186L185 216H187V215H185L186 213H185V214L183 213V215H182ZM189 213H190V212H189ZM208 213H209V214H208ZM180 215L184 216L185 218H184V217H181ZM205 215H206V214H205ZM226 215H227V216H226ZM179 216H180V217H179ZM222 216H223V217H222ZM225 216H226V217H225ZM199 218L201 219L200 221L198 220ZM212 218H211V219H212ZM181 221L184 222V223H181ZM175 224H177V223H175ZM178 224H177V225H174V226H177V227H178V226H179ZM182 225H181V226H182ZM174 226H173V227H174ZM214 226H215V227H214ZM170 228H171V227H170ZM172 229H173V228H172ZM193 231H194V232H193ZM193 231H192V232H193L194 234H196V233H197L196 231H198V230L194 229ZM195 232H196V233H195ZM199 232H200V231H198V233H197L196 235H199ZM176 233L179 234V232H176ZM180 234H181V236H180ZM180 234H179V236L175 234V236H178L177 239H179V241H180V239L182 238V234H183V233L180 232ZM192 235H193V234H192ZM192 235H191V236H192ZM209 235H210V236H209ZM175 236H174V237H175ZM183 237H185L184 234H183ZM208 237H209V238H208ZM175 238H176V237H175ZM186 238H188V237L186 236ZM186 238H182V239H181L182 241H180V242H179L178 240L175 239L176 241H174V245L176 244L175 242L179 243V244H176L175 246H180V245L182 246V245H184L185 243L183 244V243H181V242H183V241L188 242V241H187L188 239H187V240H183V239H186ZM200 239H201V240H200ZM198 240H199V241H198ZM194 241H195V243H194ZM199 242H200V243H199ZM198 243H199V244H198ZM205 243H206V244H205ZM208 245H210V246H208ZM197 247L199 248L200 251L198 250ZM202 247H207V248H205V249L203 248V249H202ZM208 247H209V248H208ZM187 249H189V248H187ZM208 249H209V250H208ZM210 249H212V250H210ZM195 250H196L197 252H196ZM205 251L207 252L206 254H205ZM190 252H191V253H190ZM195 252H196L197 254H196ZM189 253H190V254H189ZM201 253H204V254L202 255ZM212 254H213V255H212ZM188 255H189V256H188ZM192 255H194L196 258H197V255H200V256H199V258H197V259L195 260L194 257L192 258ZM207 255H208V256H207ZM209 255H210V256H209ZM211 255H212V256H211ZM218 255H220V256H218ZM236 255H237V256H236ZM204 256L206 257V259H205ZM214 256H215V257H214ZM217 256H218V257H217ZM223 256H224V257H223ZM209 257H210L211 259H210ZM188 258H190L191 260L188 259ZM207 258H209V260H207ZM223 258H224V259H223ZM237 258H238V259H237ZM239 258H240L241 262H240ZM214 259H216V262H215ZM221 259H222V261H221ZM234 259H235V260H234ZM236 259H237V260H236ZM198 260H199V261H198ZM200 260H201V261H200ZM204 260H205V263H204ZM212 260H214V261H212ZM225 260H226V261H225ZM165 261L168 262L167 260H165ZM185 261H183V263H185ZM196 261H197L198 263H196ZM218 261H219V262H218ZM237 261H238V262H237ZM221 262H223V263H221ZM190 263L192 264L193 262H190ZM163 264H164V263H163ZM165 264H166V263H165ZM167 264H171V261H170L169 263H167ZM172 264H173V263H172ZM193 264H194V263H193Z\"/></svg>","mask_w":264,"mask_h":264}]
</instances>
